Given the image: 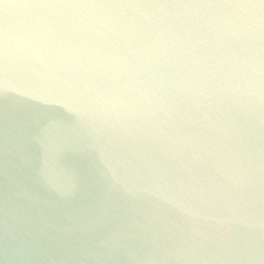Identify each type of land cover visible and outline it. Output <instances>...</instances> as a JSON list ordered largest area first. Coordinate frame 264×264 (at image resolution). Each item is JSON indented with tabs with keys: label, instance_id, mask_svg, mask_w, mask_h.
Instances as JSON below:
<instances>
[{
	"label": "clouds",
	"instance_id": "clouds-1",
	"mask_svg": "<svg viewBox=\"0 0 264 264\" xmlns=\"http://www.w3.org/2000/svg\"><path fill=\"white\" fill-rule=\"evenodd\" d=\"M0 264H264V0H0Z\"/></svg>",
	"mask_w": 264,
	"mask_h": 264
}]
</instances>
